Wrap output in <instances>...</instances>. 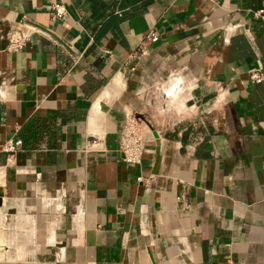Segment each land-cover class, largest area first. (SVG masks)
Here are the masks:
<instances>
[{
  "label": "crops",
  "instance_id": "1",
  "mask_svg": "<svg viewBox=\"0 0 264 264\" xmlns=\"http://www.w3.org/2000/svg\"><path fill=\"white\" fill-rule=\"evenodd\" d=\"M263 2L0 0V264H264Z\"/></svg>",
  "mask_w": 264,
  "mask_h": 264
},
{
  "label": "built area",
  "instance_id": "2",
  "mask_svg": "<svg viewBox=\"0 0 264 264\" xmlns=\"http://www.w3.org/2000/svg\"><path fill=\"white\" fill-rule=\"evenodd\" d=\"M52 17L62 18L64 16V5L60 2L51 1L47 4ZM253 14L257 17L264 18V2L254 9ZM25 37V33H10L8 37V47L15 48L19 45L20 41ZM147 37L150 41H154L157 36L150 32ZM250 78L253 81H259L264 78V71L252 70L249 73ZM20 139H7L0 144V150L11 152L19 145ZM117 150L122 153V157L128 162H138L141 155V142H140V128L136 119L127 115L121 125L119 131V138L117 144ZM140 178L139 176L137 177ZM228 264H246L236 263L229 261Z\"/></svg>",
  "mask_w": 264,
  "mask_h": 264
},
{
  "label": "rangeland",
  "instance_id": "3",
  "mask_svg": "<svg viewBox=\"0 0 264 264\" xmlns=\"http://www.w3.org/2000/svg\"><path fill=\"white\" fill-rule=\"evenodd\" d=\"M8 220H9L8 217L1 211V208H0V231H3V228L5 230L9 229L8 227L10 226V223H8ZM19 222H21L20 219L19 220L16 219V225L18 228H19ZM2 235L3 234H0V243L2 241L4 244H6V235H4V236H2ZM3 257H4V254H0L1 260H3Z\"/></svg>",
  "mask_w": 264,
  "mask_h": 264
},
{
  "label": "bare ground",
  "instance_id": "4",
  "mask_svg": "<svg viewBox=\"0 0 264 264\" xmlns=\"http://www.w3.org/2000/svg\"><path fill=\"white\" fill-rule=\"evenodd\" d=\"M2 205H3V199H2V197L0 196V208H2Z\"/></svg>",
  "mask_w": 264,
  "mask_h": 264
}]
</instances>
